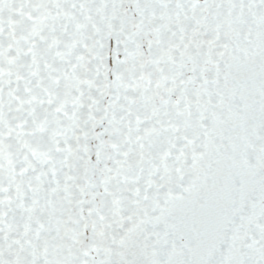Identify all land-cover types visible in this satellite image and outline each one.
<instances>
[{
  "label": "snow or ice",
  "instance_id": "1",
  "mask_svg": "<svg viewBox=\"0 0 264 264\" xmlns=\"http://www.w3.org/2000/svg\"><path fill=\"white\" fill-rule=\"evenodd\" d=\"M0 264H264V0H0Z\"/></svg>",
  "mask_w": 264,
  "mask_h": 264
}]
</instances>
